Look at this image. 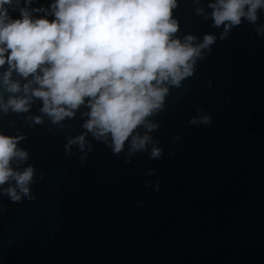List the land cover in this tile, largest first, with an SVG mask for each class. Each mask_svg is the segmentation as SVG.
<instances>
[{"label":"water","instance_id":"1","mask_svg":"<svg viewBox=\"0 0 264 264\" xmlns=\"http://www.w3.org/2000/svg\"><path fill=\"white\" fill-rule=\"evenodd\" d=\"M211 2L178 0L173 11L176 37L216 41L148 118L158 127L137 130L151 138L144 151L129 153L126 142L113 154L110 138L82 127L85 105L55 124L39 99L27 113L0 110V132L22 135L17 146L28 152L12 166L35 169L29 196L12 202L0 191V264H264V12L221 40ZM10 95L0 84V98ZM204 116L212 123L189 124ZM80 135L84 148L66 152ZM153 147L160 157L150 158Z\"/></svg>","mask_w":264,"mask_h":264},{"label":"clouds","instance_id":"2","mask_svg":"<svg viewBox=\"0 0 264 264\" xmlns=\"http://www.w3.org/2000/svg\"><path fill=\"white\" fill-rule=\"evenodd\" d=\"M34 3L0 0V84L13 94L6 102L0 98V110L27 113L39 99L41 112L55 124L73 118L85 105L88 119L82 127L97 140L110 138L116 155L126 142L129 153L145 150L151 138L137 130L158 127L148 118L164 109L169 88L192 77L197 60L204 59L202 50L211 52L216 41L211 34L196 45L193 35L176 37L180 24L173 11L178 0H51L47 7ZM208 7L213 25L224 26L223 40L242 22L255 25L264 0H212ZM38 13L44 15H34ZM256 34L264 38V26ZM14 74L25 83L14 80ZM31 119L42 122L39 116ZM197 122L212 123L209 116L189 120ZM22 139L0 132V186L14 181L0 191L12 202L29 196L35 171L32 165L23 171L12 166L28 158L17 146ZM84 143L83 135L69 139L66 152L72 144L83 149ZM149 155L158 158L162 150L153 147ZM154 191H159V181Z\"/></svg>","mask_w":264,"mask_h":264}]
</instances>
